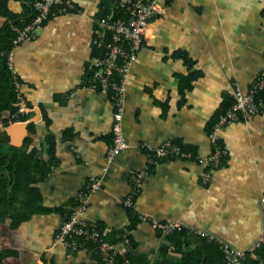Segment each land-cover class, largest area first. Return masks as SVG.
Segmentation results:
<instances>
[{
	"label": "crops",
	"instance_id": "crops-1",
	"mask_svg": "<svg viewBox=\"0 0 264 264\" xmlns=\"http://www.w3.org/2000/svg\"><path fill=\"white\" fill-rule=\"evenodd\" d=\"M72 1L73 11L53 16L14 48L18 89L30 112L26 134L6 131L18 122L5 131L10 145L20 141L22 147L31 137L29 148L39 149L37 158L53 156L55 167L34 184L42 210L14 230L0 229L4 263L102 264L88 247L72 252L55 243L94 178L101 188L90 194L80 219L104 227L110 239L118 231L129 233L131 252L150 264H176L207 242L196 230L213 236L208 241L216 244L250 247L264 228V114L225 125L220 135L228 153L208 181L203 174L212 151L211 126L230 107L234 92L248 91L264 69V0H160L164 13L149 23L126 79V147L110 162L111 94L82 87L100 58L94 18L101 0ZM8 6L20 23L35 13L29 0H9ZM11 20L0 15V29ZM169 141L196 158L153 161L151 152ZM146 169L135 212L147 220H140L123 200L134 187L129 171ZM156 220L185 225L181 250L171 240L173 233L154 227Z\"/></svg>",
	"mask_w": 264,
	"mask_h": 264
},
{
	"label": "built area",
	"instance_id": "built-area-1",
	"mask_svg": "<svg viewBox=\"0 0 264 264\" xmlns=\"http://www.w3.org/2000/svg\"><path fill=\"white\" fill-rule=\"evenodd\" d=\"M36 15L24 27H16V37L14 44L18 45L22 41L31 37L40 26L50 16L62 15L74 9L72 0H38L36 3ZM123 11V13H122ZM121 13L122 16L115 17V13ZM164 13L160 0H118L115 10L107 15L96 16V36L94 44L105 52L99 58L96 69L89 73L82 81V87L95 91L109 92L111 94L114 106L113 112V146L109 151L108 161L126 147V139L122 130V116L124 107V98L126 94V79L128 77L132 64L136 61L138 54L144 46L149 19L153 16H159ZM9 67L14 70L13 56L14 49L8 55ZM16 91L18 93V113L27 115L30 108L25 105L23 97L19 93V82L15 80ZM264 69L258 75L248 91L236 90L233 94V102L227 112L212 126L209 133L212 151L206 158L208 170L203 174V180L208 181L214 169L218 168L228 150L221 142V129L231 123L246 122L254 119L260 114H264ZM153 161L166 159H194V153L183 150L180 145L174 142H167L156 147L151 152ZM111 165L108 163L107 169ZM148 169L141 171H129V179L133 183V191L123 200L126 207L136 209L137 202L135 195L139 191V185L142 183ZM101 188L99 179H91L85 191L81 192L80 202L72 210L68 219L62 224L58 233L55 235V243L62 244L69 251L75 252L87 247L92 250H98L101 253L104 264H114L117 255H128L126 238L122 243H113L111 239L105 240L97 224H89L80 219L81 213L89 204L90 194ZM262 214L264 221V195L262 197ZM140 220H147L140 216ZM153 225L163 234H171L175 231H181L185 225L180 222H160L153 221ZM198 236L212 240L214 237L210 234L196 230ZM223 250L224 258L221 264H244L247 254L254 252L264 245V228L259 238L248 248L240 249L229 242L218 241Z\"/></svg>",
	"mask_w": 264,
	"mask_h": 264
},
{
	"label": "trees",
	"instance_id": "trees-1",
	"mask_svg": "<svg viewBox=\"0 0 264 264\" xmlns=\"http://www.w3.org/2000/svg\"><path fill=\"white\" fill-rule=\"evenodd\" d=\"M8 1L9 0H0V15L12 19L11 22H6L0 29V123H2L0 128V229L3 231L7 229H16L24 221L28 220L33 213L42 210L39 207V193L34 184L48 176L55 167V158L53 156L50 157L49 160L37 158L39 149L37 147L32 149L29 148L32 142L31 137L28 136L26 138L24 146L16 147L10 145V138L5 131L6 127L12 123L26 121L29 117V115L18 113V93L15 84V80L18 81V78L16 73H14L8 65V55L17 46L14 44V39L16 37L15 28L24 27L32 21L37 12L35 3L38 0H29L31 2L29 11L33 10L35 13L24 23H20L19 20L15 19L16 17L10 15ZM117 1L118 0H101L100 13L96 16L112 13L116 8ZM118 16L120 17L122 14L119 12L115 13V17ZM156 17L157 16H153L149 19V23ZM50 18H52V16L42 24L50 20ZM104 52V49L97 48V53L100 57ZM262 96H264V93ZM232 102L230 103L231 105ZM222 115L223 114H221L220 117ZM217 121H215L214 124ZM29 126L30 130L33 131V125L31 124ZM47 143L49 145V152L54 155L55 142L52 136L47 137ZM180 147L183 148L181 145ZM138 193L135 195V200L137 199ZM74 208L75 207L67 214L66 220ZM128 209L132 211L137 218H140L134 208L128 207ZM8 220H10V223L7 225ZM100 228L105 240L109 239L110 234L105 233L104 227L100 226ZM186 237L185 231L182 230L175 231L172 234L171 240L175 243L176 249L181 250V247H177V245H180L182 238ZM126 238L128 239V255H117L114 264H150L145 256L136 255L133 254V251L131 252L133 248V238L129 233L118 231L113 235L111 241L113 243H122ZM184 243H186V241ZM95 253L96 258L101 261L102 257L100 251L95 250ZM4 258L5 256L0 254V264H5ZM223 258L224 254L220 245L207 240V242L199 245L196 250H189L184 253L181 258L176 260V264H221ZM101 262L104 264L103 261ZM244 264H264V245L254 252L248 253Z\"/></svg>",
	"mask_w": 264,
	"mask_h": 264
},
{
	"label": "water",
	"instance_id": "water-1",
	"mask_svg": "<svg viewBox=\"0 0 264 264\" xmlns=\"http://www.w3.org/2000/svg\"><path fill=\"white\" fill-rule=\"evenodd\" d=\"M23 129H24V130H23ZM14 130H15V133L18 132V131H20L21 134H22V132L26 134V132H27V122H25V121L18 122V123H16V124H14V125L8 127L6 131H7L10 135H12L13 132H14ZM11 143H12L13 146H17V147H19V146L21 145V142H20V141H13V142H11Z\"/></svg>",
	"mask_w": 264,
	"mask_h": 264
}]
</instances>
